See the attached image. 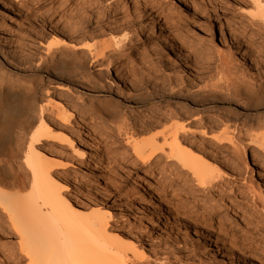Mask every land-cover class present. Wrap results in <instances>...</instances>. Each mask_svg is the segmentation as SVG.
<instances>
[{
  "label": "rangeland",
  "instance_id": "obj_1",
  "mask_svg": "<svg viewBox=\"0 0 264 264\" xmlns=\"http://www.w3.org/2000/svg\"><path fill=\"white\" fill-rule=\"evenodd\" d=\"M5 1L9 5L7 9L0 7V59L6 62L0 61V81L17 82L20 76L21 79L27 81L36 78L38 85L34 99L37 101L39 99L38 102L43 105L51 102L52 105H60L59 103L64 105L67 113L71 115L70 120L74 122L73 131H77L81 125L74 110L86 111L87 115L83 124L88 128L91 127L90 129L96 134L106 133L107 137H111L110 140L107 139L104 146L101 145L99 148L101 155L107 154L108 158H101L99 162L95 156L90 161L86 159L83 164L76 167V175L84 176L83 181L86 186L83 193L85 191L90 199L96 201L97 205L93 208L108 210L112 216L111 226L121 233L134 236L139 247H142L149 255L151 259L144 264H161L160 259L163 253H169V261L172 263L179 261L188 264V260L193 259L194 264H229L222 262L218 255L212 256L211 251L215 249V246L211 242H209V247L205 246L202 232H211L213 237L218 238L219 252L228 256L235 255L236 259L241 260V264H264V211L262 210L264 179L259 180L248 168V153L242 150L238 156L233 151V145L227 142H224L221 147H214L206 141L202 144L203 152H214L215 156H212V159L223 172L222 178L206 189L204 198L199 197L198 199L209 201L218 212L226 211L229 214L231 221L220 228V223L215 220L216 216L209 219V216H203L204 213L198 214L196 211L190 212L188 216L186 210L176 206V203L184 200V197L187 200L180 201V204L187 205L193 194L178 188L177 184L181 181L178 174H173L174 178L169 179L167 171H170V166L162 155H157L153 161L142 164L131 155L129 144L117 137L109 122L105 120L101 122L95 118L88 107L95 98L107 101L110 108L114 104L116 105L114 111L120 112L123 122L132 128L145 123L146 117L151 113L160 114L165 109L173 111V109L191 108L196 119L202 120L218 117L231 118L230 131L235 127H244L240 136L242 137L241 145L245 150L252 148L249 146V139L244 137V131L248 123L264 118V102L260 108L254 110L245 108L241 101L234 99L232 88L234 83L242 80L243 75H250L254 72L264 73V70H258V67H254L252 63L241 60L234 48L240 44L239 47L247 49L246 51L250 52L249 56L252 55V57H255L252 50L264 51V38L260 39V36H257L260 40L252 42L257 38L254 36V39L250 38V33L254 31V35H258V32L249 28L247 23L238 22L240 24H237V20L232 19V17L238 19L240 10L251 9L248 4L239 5L240 1L248 3V0H155L151 5L156 12H147L143 18L138 19V15L132 12H129L128 16L123 11L116 12L115 4L118 0H88L92 3L93 10L95 9L94 11L98 13L99 24L93 29L88 40L85 39L81 43H86L85 45L92 50L99 46L106 47L104 55L98 58L92 57L93 54L90 55L86 51H79V55L84 57L88 66L84 81L89 84V87L81 85L79 87V84L73 83L70 78H59L57 81L52 74L42 73L35 69V58L29 65H25L17 55L21 44H26L29 50L31 49L30 52L38 51L37 56L38 54L46 56L44 46L48 41L60 40L58 44L61 45L63 38L68 42V39L63 37L67 34L60 33L57 28L58 22L57 24L55 22L59 13L72 10L77 0ZM25 1L28 2L27 11L22 6ZM139 1L136 4L132 2L128 9L134 5L141 9V5H137L140 4L141 1ZM159 2L161 6H156ZM27 13L30 17L26 22L23 17L29 16ZM149 14L155 19L156 29L154 28V31L156 30L157 33L149 29L150 21L146 19ZM44 20L47 22H43ZM144 23L147 28L145 29V42L136 45V28ZM159 24L162 25L159 26ZM27 29L30 31L28 30V37H25L23 31ZM262 29L264 31V26ZM229 30L236 33L238 31V39L235 38L232 42L228 34ZM33 33L37 37L34 38ZM123 34L128 36L126 37L128 40L125 39L117 46L113 45V42L120 39L119 37ZM162 36L173 38L176 47L183 51L190 69L185 68L183 62L177 59L174 50L168 49ZM221 38L225 40V43ZM127 48L130 51L129 54H125ZM130 58L132 62L128 65H132L136 72L127 74L125 62L127 63ZM254 60L256 61L255 58ZM10 62H13L16 67ZM115 64L119 79L113 75ZM169 77L180 78L185 81V84L192 85L189 84L190 87H185L184 91L174 96L173 93L178 90L177 88H174L173 92L168 86L160 88L161 83ZM133 86H137L141 93L149 96L136 102L131 101L128 97L131 94L130 87L133 89ZM208 88H212L221 97H210L204 103L199 104L190 102L189 99L201 98ZM153 91L157 93L152 95ZM187 94L191 98L186 97ZM76 97L81 98L82 101ZM81 131L84 139H92L90 133L83 129ZM195 131L197 140L200 138L198 128ZM234 134L236 135V131ZM137 135H133L132 143L147 139L152 133H137ZM62 148L68 149L64 145ZM124 151L126 158L122 155ZM194 151L196 148L193 147L189 152L194 153ZM216 152H221L222 157L216 156ZM56 159L57 162L65 164V170L73 169L77 161L60 153L59 156L56 155ZM65 170L59 171V174L64 173V176L69 178L76 177L67 175ZM79 195V185H76L72 197ZM168 200H170L169 203H167ZM157 212L159 220L152 224L151 218ZM1 217H4L2 213ZM183 219H190V222ZM230 225H233V228H229ZM3 226L4 224L0 223V264H5V239L15 243L10 236L5 238V226ZM199 231L202 234L200 236H198ZM255 248L262 250L258 259L253 256L256 252ZM153 253L156 256L153 257Z\"/></svg>",
  "mask_w": 264,
  "mask_h": 264
},
{
  "label": "bare ground",
  "instance_id": "obj_2",
  "mask_svg": "<svg viewBox=\"0 0 264 264\" xmlns=\"http://www.w3.org/2000/svg\"><path fill=\"white\" fill-rule=\"evenodd\" d=\"M140 1V4L137 5H141L142 10L137 8L136 5H132L133 7L128 9L132 2L136 4L138 0H118L115 4V11H123L125 15L132 12L138 15L137 19L143 18L147 12H156V9H153L151 5L155 0ZM246 2L240 1L239 5L246 6L248 4L251 9L240 10L238 19H234L237 17H232V19L237 20V24H240L238 22H245L249 28L258 32V35H254V31L249 35L250 38L256 37L257 39L253 38L254 40H252V42H256V40L264 38L262 29L264 26V0H248V3ZM7 6L9 5H7L5 0H0V7L6 8ZM22 6L27 11L28 2H23ZM156 6H161L160 2ZM94 10L90 1L77 0L72 10L59 13L60 15L57 16L55 22L56 24L58 22V31L60 30V33L62 32L64 35L67 34L62 36L68 39V42L61 37L63 44L59 45L58 42L60 40H55L56 38L53 36L55 42L48 41L45 43L44 51L46 56H41L40 54L37 56L36 52L38 51L30 52L31 49L29 50L26 44H21L22 46L18 47L19 51L17 53L19 59L25 65H29L35 58L34 67L36 70L52 74V77L57 81L59 78H70L73 83H78L79 87L80 85L88 86L89 84L84 81L88 66L84 57L79 55V51H86L90 55L93 54L92 57L98 58L104 55V49L106 48L105 46L100 47L97 45L99 49L96 47L92 50L85 45L86 43H81L91 36L93 29L99 24L98 13ZM29 17L30 15L25 16L23 20L27 22ZM146 19L150 21L149 29L154 31L155 19L150 14ZM43 22H47V20ZM89 24L91 25L89 26ZM161 25L159 24V26ZM145 29H147L145 23L144 25H138L136 28V45H141L145 42ZM28 30L23 31L25 37L29 35L30 30ZM230 30L228 34L233 42V39L238 37L239 32L237 31L236 33ZM155 32L157 33L156 30ZM34 33L33 36L35 38L37 35ZM165 36H162V38L166 42L168 49L174 50L177 59L183 62L185 68L188 69L189 67L190 69V66L185 61L183 51L176 47L173 38H170L171 36H167V38ZM257 36H260V39ZM126 37H128L126 34L121 35L120 39L113 42V45L117 46L119 43H123L127 39ZM221 40L223 41L222 38ZM239 46L234 48L236 53L240 55L241 60L252 63L254 67H258V70H264V51L254 49L251 52L253 55L255 54V57H252V55L249 56L250 52H247V49H241ZM129 53L128 49L125 54ZM3 60L1 61L0 59L1 62ZM140 61L142 63V60ZM131 62V58L127 60V63L125 62L127 64V74L135 71L132 65H128ZM10 63L14 65L13 62ZM11 67L13 68V66ZM115 69L118 70L116 64L114 65L113 75L116 79H119ZM19 79L17 82L0 81V223L5 226V238L10 236L15 240V243H11L5 239V264L147 263L148 259L151 258L142 247H139L134 236L121 233L118 229L112 227L110 223L112 216L108 210L98 207L93 208V206L97 205L96 201L90 199V196L85 191L83 193V189L86 186L83 181L84 176L76 175V167L83 164L86 159L90 161L95 156V159L99 162L101 158H108L107 154L101 155L99 148L101 145L104 146L107 139L111 137H107L106 133L96 134L94 130L90 129L91 127L88 128L87 125L83 124L87 115L86 111L74 110L78 120L80 119L81 125L77 131H73L74 122L72 123L70 120L71 115L67 113L64 105L61 103H59L60 105H52V102H48L51 105L47 103L43 105V103L38 102L39 99L38 101L34 99L38 85L36 78L27 81L21 79L20 76ZM161 84V89L168 86L172 92L175 90L174 88H177L178 90L173 93L174 96L184 91L185 87L192 85L190 83V85L188 83L185 84L182 79H174L173 77L167 78ZM134 88L131 89L130 87L131 94H129L128 98L131 101L136 102L145 96H149L141 93L137 86ZM232 88L234 99L241 101L245 108L251 110L260 108L264 102V73L254 72L250 73V75H243L242 80L239 83H234ZM155 93L157 91H153L151 94ZM216 96L221 97L212 88H208L201 98L189 100L192 104H199L204 103L210 97ZM186 97L191 98L188 94ZM77 99L81 100V98ZM95 99L88 106L90 112L101 122L103 120L109 122L117 137L122 138L126 144H129L128 146L132 153L129 154L133 155L142 164L153 161L157 155H162L170 166V171H167L169 179L174 178L173 174H178L181 179L177 184L178 188L185 189L188 193L193 194L187 205L180 204V201L185 202L187 200L185 199L186 197L176 203L177 207H181L182 210L188 212V216L193 211L198 214L204 213L203 216H209V219L216 216L215 220L220 223V228L231 221L226 211L218 212L211 205V202L202 200L206 189L222 178L223 172L221 167L212 159V156H215L213 155L214 152L205 153L202 151V144L205 141L214 147H221L224 142H227L233 145V151L238 156L242 150L246 154L248 153V168L259 180L264 179V118L248 123L246 126L244 137L246 136L249 139V146H252V148L245 150L241 145L242 137H240L244 127H235L230 131L229 122L231 118L218 117L217 119L202 120L200 118L196 119V115H194L191 108L184 110L173 109V111L165 109L160 114L151 113L146 117L145 123L137 124L138 126L132 128V126L130 127L123 122L120 112L114 111L116 105L113 104L110 108L106 103L107 101H102L99 98ZM32 100L33 102H31ZM108 102L110 103V101ZM47 113L48 116L46 117ZM196 128H198L200 136L197 140L195 139ZM82 129L90 133L92 139H84L82 137ZM235 131L236 135L234 134ZM149 132L152 135L147 139L142 140L141 138L142 141L132 143L133 135ZM107 133L111 135L110 132ZM62 145L68 149L62 148ZM193 147L196 148V151L194 153L189 152ZM59 153L65 157L77 160L75 165H73V169L65 170V164L57 162L58 158L56 159V155L59 156ZM122 155L125 156V151ZM216 156L222 157L221 152H216ZM63 170L67 172V175L76 177L69 178L64 176V173L60 175L59 171ZM95 180L98 182L97 177H95ZM76 185H79L80 195L72 197ZM199 197L202 199H198ZM169 202L170 200L167 201V203ZM262 204V210L264 211V203ZM198 205L201 206L198 207ZM1 213L4 216L3 218ZM158 220L159 213L157 212L152 216L151 222L154 224ZM183 220L190 222V219ZM229 228H233V225H230ZM202 234L200 233L198 236L202 235L205 246L209 247V242L215 246V249L211 251L212 256H220L221 261L224 263L241 264V260L239 258L236 259L235 255L231 254L228 256L223 252H219L218 238L213 237L211 232H202ZM255 249L256 252L253 256L258 259L262 250ZM168 254L163 253L161 255V264H184L179 261L170 262ZM154 256L156 254L153 253ZM188 261V264L195 263L193 259Z\"/></svg>",
  "mask_w": 264,
  "mask_h": 264
}]
</instances>
